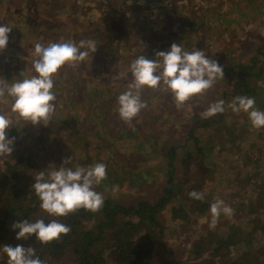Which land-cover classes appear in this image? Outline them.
I'll list each match as a JSON object with an SVG mask.
<instances>
[{
    "label": "trees",
    "instance_id": "trees-1",
    "mask_svg": "<svg viewBox=\"0 0 264 264\" xmlns=\"http://www.w3.org/2000/svg\"><path fill=\"white\" fill-rule=\"evenodd\" d=\"M18 1L19 17H16L17 15L10 7L2 5L5 0L0 3V24H7L11 27L7 45L8 50H0V57L4 55L3 53H6L0 60V87L22 78L21 74L23 77L30 78L32 76L27 72L31 68L29 59L33 58L27 56L20 59V56L23 52L27 53L28 49H34L36 43L45 46L52 42L78 43L77 39L69 34V31H75V38L76 32L79 33V41L91 40V27L86 30L85 27L78 26L80 23L77 16L80 12L81 14L97 13V19L96 16H93V24L95 26L101 25L102 28L99 27L96 31L98 39H101V41H93L97 45L96 51L82 60L81 67L83 69L70 71L71 65L66 63L67 65L65 64L58 70L61 73L60 76L54 75V92L56 96L55 109L52 112L54 116L50 114L46 123L47 125L51 123H54V126L56 124L60 125L56 130V135L53 134L49 140H45L44 138L47 136L43 138L40 132L42 130H39L38 127L42 123L34 125L30 121L22 120L15 113L14 117L13 114H6L12 123V126L8 129V136L14 138V144L12 146L13 151L9 155H0V248L3 245L15 246L17 244L25 247L31 246L35 248L36 256L44 261V264H207L213 256L221 255V250L226 249V255H228V252L231 254L232 249L237 245L240 248L245 242L234 237L238 224L229 221L228 223H231L233 228L225 233L222 229L218 230L221 226L216 227L218 220L215 227L210 228L211 215L206 212L211 204L209 196L205 195L203 201L189 197L188 193L190 191H203V188H200L199 184L193 180V183H190L188 174L181 175V178L174 181L172 178L174 163L176 164L179 160L172 155L173 153H170L171 151L169 152V155L171 154L169 167L162 170L158 184L154 185V177L148 175L145 176L143 182L137 185V187L142 188L150 183V186L153 187L149 195L155 198L154 200L144 196V194L135 195L132 193L128 197H124L122 191H118L114 195L111 191H103L104 186L105 188L107 186L111 187V183L121 180L122 175H119V173L122 170L127 171L129 179L134 181V184L135 179L141 176L142 173L141 171L129 172L125 166L118 167L117 159H114V157L121 155L122 151L117 148L116 143L112 141L108 133L104 142L97 143L93 139L94 136L97 140L100 138L101 130H104L105 126L109 127V132H113L112 135L120 136L116 122L113 124L106 117L112 112V110L110 112L106 111L110 107L108 102L114 99L110 94L112 90L109 87L110 85L115 87L109 82L111 81L109 72H116L115 68L119 66L122 59L119 58L123 55L115 47L123 45L126 50L135 48L140 46L142 39L136 36L137 31H133L129 39L124 37V42L122 37L110 35L105 32V30H110V23L106 19L116 20L118 17V21L129 26L133 18L132 13L124 14V12L120 13L112 8L110 9L111 4L107 2L108 0H91L85 4L84 9L80 8L77 2L73 3L71 1V5H66L69 0H41V2H50L44 8L52 14L46 16L42 10L33 12L29 9L24 11L25 9L20 8L21 0ZM24 1V5H27L26 0ZM141 2L139 7L142 8L143 13L147 12L151 15L153 14L152 8L157 9L165 4V0H141ZM76 4L77 6H75ZM10 18L14 22L9 23L8 19ZM46 28L51 30L50 33L45 32ZM258 48L261 59L252 57L248 64L243 65L242 62L234 61L235 64L231 65L241 72L239 73L240 79L237 85L243 91L239 95L254 97L255 106L264 110L263 88L254 83H249L247 80L249 75L247 72L253 71V69L252 79L255 83L262 73L264 47L259 46ZM134 52L137 53L138 50ZM132 56L135 55L132 54ZM20 63H23L21 67H19ZM65 66L66 68L67 66L70 67L68 72L64 71L66 70ZM25 68L26 70H24ZM119 93L116 92V96ZM65 99H72L73 106L70 109H67L64 104ZM103 102L106 105H103ZM4 105L11 108V98L0 96V107ZM77 106L78 108H75ZM0 114L4 113L0 112ZM59 118H66L69 121H67V128L65 124L61 126L62 123H56V119ZM246 118L247 116H245ZM210 121L209 118H202L201 120V122H204L203 125H208ZM70 124L75 126L70 128ZM242 125L244 127L249 126L245 120H243ZM132 131L130 134L127 132L126 135L132 137ZM64 134L65 136H62ZM72 134L77 138L70 139V143L73 145L84 143L86 148L84 149L81 144L79 154L75 157L72 150L62 151L60 149V145L64 146V137H71ZM92 140L96 143H93ZM131 141L134 142L133 139ZM142 142L141 140H135L134 143L141 145ZM144 144L152 146L150 142ZM42 145L45 146V149L41 148ZM99 154H104L103 157L106 156V158H110L109 161H112V166L106 168V180L102 183L103 185L97 187V191L105 194L104 205L99 211L90 212L81 208L70 212L67 216L52 217L40 208V202L34 190L31 189V185L35 182V175L39 171H44V168L52 163L58 165L64 158L69 156H73L74 163H80L84 166L103 162L102 159L96 161L93 159ZM183 155L187 154L184 153ZM83 160L87 163H84ZM119 184L123 186V189L127 188L124 181ZM129 186L133 190L135 189L133 184H129ZM185 202L188 204V210L184 207ZM166 204H170L169 219L171 221H181L183 226L195 224L198 237L193 238L195 236H191L183 242L187 246L186 250H189L188 256L184 258L176 257L174 254L175 246L171 245L169 247L167 244V239L169 241L172 238L170 235L167 236L171 226H167V221L158 215V212ZM203 214H206L207 217H202ZM200 217L206 219L208 223L207 228L209 229L205 233L199 225ZM23 219L30 221L43 219L46 223L52 219H57L68 225L70 231L61 234L58 239L49 243H41L35 239L34 234L27 239H16L15 231L18 230H13L11 225L14 221ZM224 223L227 224V222ZM185 228L186 231L190 229L189 227ZM214 229H217V231ZM241 232L244 233L243 228ZM191 238L192 240H190ZM261 245L263 244L239 252V258H245L244 254L247 252L251 258H254L253 263L259 264V260L255 256L260 254V259L264 264V248L259 249ZM208 247L209 252L206 253V258L201 254L194 255L197 248ZM234 261L237 262V260ZM0 264H7V256L2 251H0Z\"/></svg>",
    "mask_w": 264,
    "mask_h": 264
},
{
    "label": "rangeland",
    "instance_id": "rangeland-1",
    "mask_svg": "<svg viewBox=\"0 0 264 264\" xmlns=\"http://www.w3.org/2000/svg\"><path fill=\"white\" fill-rule=\"evenodd\" d=\"M71 1L77 2L80 8L84 9L85 4L91 0H69L66 5H71ZM139 1V3L138 0L107 1L111 4H109L110 9L120 13L124 12V14L132 13L133 18L129 26L118 21V17L116 20L106 19L110 23V30H105V32L112 36L122 37L123 41L124 37L129 39L133 31H137L136 36L142 39L140 46L128 50L123 45L116 46L115 48L123 54L119 58H122L121 63L115 68L116 72H109L111 75L109 82L115 87L111 85L109 87L112 90L110 94L114 99L108 102L110 107L106 111L112 110V112L106 117L111 123L116 122L120 136L112 135L113 132H109V127L105 126V129L101 130L102 134L98 140L95 136L93 137L97 143L104 142L108 133L112 141L116 143L117 148L122 151L121 155L114 157L117 159L118 167L125 166L129 172L141 171L142 173L135 179L134 184V181L129 179L127 171L122 170L121 174L119 173L122 175L121 180L113 182L111 185H120L119 183L124 181L127 188L123 189L122 185L119 186V191L123 192L124 197H128L132 193L135 195L144 194V196L154 200L155 198L149 195L153 187L150 186V183L142 188L137 187V185L143 182L145 176L148 175L154 177L153 184L157 185L162 170L169 167L171 161L169 152L171 151L170 153H173L172 155L179 160L176 164L174 163V175H172L174 181L181 178V175L188 174L189 182L193 183V180L198 183L199 187L203 188L205 195L209 196L211 203L217 197L222 198L225 204L233 209V213L231 216L221 214L217 218L216 227L221 226L218 230L222 229L225 233L233 228L231 223H228L229 221L238 224L234 237L245 242L240 248L238 245L233 248L231 254L228 252L226 255V249L221 250V255L213 256L207 264H254L252 261L254 258H251L247 252L243 259L239 258V252H244L246 248L260 246V244L263 245L259 249L264 248V128H253L248 117L245 119L247 116L245 112L235 113L227 107V104L236 94L239 95L243 91L237 85L241 72L234 69L235 67L231 64L239 61L245 65L249 63L252 57L261 59L258 47H264V0H165L163 6H159L157 9L152 8V15L147 14V12L143 13L142 8L139 7L142 2ZM1 2L2 0H0ZM26 2L28 4L24 5L25 1L21 0L20 4V8L25 9L24 11L29 9L33 12L42 10L44 11L43 14L51 16L52 13L44 8L50 2H41V0H26ZM18 4V0H5L2 5L10 7L17 15L16 17H19ZM93 16H96V19L98 17L97 13L81 14L80 12L77 16L80 23L78 26L85 27L86 30L91 27V41H101L98 39L96 31L102 26L93 24ZM8 21L9 23L14 22L11 18ZM45 30L48 33L51 31L49 28ZM74 32L69 31V34L79 42V33L76 32L75 38ZM40 36L39 33V38ZM173 42L180 43L185 50L201 49L210 57L218 60L223 66L224 77L218 79L214 86L203 95L193 97L179 108L176 107L174 98L166 86L157 89L145 87L141 91V98L146 107L140 111L131 124L123 122L119 119L116 111V92L121 93L129 89L132 84V77L128 71L129 65L141 54L148 58L159 59L154 57V54L159 50H164ZM4 49L8 50V47ZM135 50L138 52H134ZM3 54L0 60L6 55V53ZM27 56L33 58L29 59L31 68L27 72L33 76L36 74L33 69V61L38 57L33 48L28 49L27 53L23 52L20 59ZM69 63L71 69L69 66L67 68L65 66V72H68L69 69L70 71L83 69L81 67L83 61ZM22 65L23 63H20L19 67ZM253 71L247 72L249 74L247 80L249 83L258 85V87L261 86L264 90V67L256 83L252 79ZM60 74L58 71L55 75L59 77ZM217 99L225 100V112L208 117L211 121L208 125H203L204 122L201 120L204 118L202 115L204 110ZM64 104L67 109H70L73 106L72 99H65ZM103 105H106L105 102ZM0 112L8 115L13 114L14 117L10 106L0 107ZM52 115L54 116V114ZM56 120V123H62L61 126L65 124L67 128L68 120L66 118ZM243 120L247 122L248 127L242 125ZM74 126V124L69 125L70 128ZM38 127L39 130H42L40 132L43 138L47 136L44 139L49 140L51 135L57 134L56 130L60 125L54 126V123L44 125L42 123ZM131 131L133 136L128 137L126 133L130 134ZM72 138L77 137L73 134L71 137H64V146L60 145V149L62 151L72 150L75 157L79 154L81 144L84 149L86 148L84 143L71 144L70 139L72 140ZM131 138L134 142L135 140L143 142L141 145H136L131 141ZM145 142H150L152 146L145 145ZM205 147L207 149H204ZM41 148L45 149V146L42 145ZM85 152L87 153V151ZM184 153L187 155H183ZM103 155L99 154L93 159L95 161L102 159L106 166H112V161H109L110 158L103 157ZM129 184H133L135 189L133 190ZM107 188L110 189L111 187L107 186ZM103 191L105 192V186ZM184 207L188 208L186 202ZM169 208L170 204H166L158 212V215L167 221V226H171V230L167 234V236H172L169 241L167 239L168 246L174 245L175 256L184 258L188 256L189 250H186L187 246L183 242L191 236H195L193 238L198 237L197 230L195 224L183 226L181 221H171ZM206 212L210 214L209 209ZM202 217L206 218L207 216L203 214ZM199 225L204 233L208 231L206 219L200 217ZM185 227H189V231H186ZM242 228L244 233L241 232ZM214 230L217 231V229ZM208 252L209 247L197 248L194 255L201 254L206 258L205 255ZM255 257L259 260V264H262L260 254Z\"/></svg>",
    "mask_w": 264,
    "mask_h": 264
},
{
    "label": "clouds",
    "instance_id": "clouds-1",
    "mask_svg": "<svg viewBox=\"0 0 264 264\" xmlns=\"http://www.w3.org/2000/svg\"><path fill=\"white\" fill-rule=\"evenodd\" d=\"M11 27L0 24V50L7 47ZM97 45L91 41L52 42L47 46L36 43L34 51L38 59L33 61L36 75L16 79L10 84L0 87V96L11 98V111L22 120L32 124L47 125L50 114L55 109L54 75L66 63L82 61L96 51ZM159 59L148 58L141 54L129 65L132 84L129 89L117 96L119 119L131 124L140 111L146 107L141 98V91L147 87L157 89L166 86L179 108L193 97L203 95L211 89L215 82L224 77L223 66L218 60L210 57L201 49L185 50L179 43H171L164 50L154 54ZM225 100L217 99L208 105L203 117L208 118L225 112ZM254 97L237 95L227 107L233 112L247 114L251 126L264 128V110L257 108ZM12 123L6 114H0V155H9L13 151L14 138H9L8 129ZM55 165V166H52ZM106 164L96 162L84 166L73 162V156L66 157L60 164H49L44 171L35 175L31 185L40 204V208L52 217L67 216L70 212L85 209L90 212L99 211L105 201V194L97 191L107 178ZM114 195L119 185L113 184L105 188ZM189 197L203 201L205 192L192 190ZM211 214L210 228H214L217 218L224 214L231 216L233 209L217 197L209 206ZM11 228L16 239H27L34 234L41 243H49L58 239L61 234L70 231V227L57 219L47 223L43 219L14 221ZM7 256V264H44L36 256L35 248L21 244L3 245L0 248Z\"/></svg>",
    "mask_w": 264,
    "mask_h": 264
}]
</instances>
